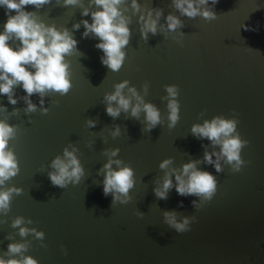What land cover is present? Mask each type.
<instances>
[{"label":"water","instance_id":"95a60500","mask_svg":"<svg viewBox=\"0 0 264 264\" xmlns=\"http://www.w3.org/2000/svg\"><path fill=\"white\" fill-rule=\"evenodd\" d=\"M135 2L138 10L133 0L117 6L129 21L130 35L115 72L101 63L104 53L95 47L99 38L91 33L83 37L82 21L91 24V13L101 10L93 0L67 6L65 0H50L40 8L25 7L37 23L67 30L77 45L65 56L72 85L67 94L46 91L43 97H27L20 84L12 89L16 104L0 94V122L14 129L6 150L13 152L19 168L0 191L20 190L12 193L7 210H0V259L30 257L36 264H264V0H219L215 5L190 0L201 12L191 18L175 6L177 0ZM85 9L88 16L82 15ZM205 10L216 19L206 20ZM5 13L0 6V34ZM170 15L180 21L175 30L168 27ZM149 19L156 21L155 34L144 29ZM77 24L79 29L74 28ZM9 46L16 50L20 43L13 37ZM125 82L121 95L130 101L129 108L109 116L105 97ZM169 87L176 89L175 97L169 96ZM26 97L34 111L27 110ZM172 100L179 119L169 127ZM145 104L160 114V123L150 130ZM137 105L141 110L133 116ZM111 107H119L117 101ZM216 118L235 122L231 136L242 143L239 164L229 163L219 144L192 134L194 125ZM117 128L119 134L113 135ZM65 149L74 151L84 175L61 188L51 183L49 173L56 171L52 162L64 159ZM205 153L213 163L205 160ZM165 160L171 163L161 169ZM109 161L112 171L133 170L134 184L126 196L103 194ZM189 163L213 176L211 199L176 192V176L187 183L183 167ZM166 177L172 187L167 199H160L156 191H163ZM114 195L119 196L115 202ZM166 213L174 214L177 224L187 220L186 230L177 231ZM17 219L22 223L13 227ZM21 229L27 230L25 235ZM10 244L24 245V250L9 253Z\"/></svg>","mask_w":264,"mask_h":264},{"label":"clouds","instance_id":"9594fccd","mask_svg":"<svg viewBox=\"0 0 264 264\" xmlns=\"http://www.w3.org/2000/svg\"><path fill=\"white\" fill-rule=\"evenodd\" d=\"M94 4L100 8L99 11L91 13L92 23L87 20L82 21L85 32L83 37L87 38L89 33L94 34L101 41L95 47L102 50L104 56L101 57V63L106 65L112 71H119L124 61V53L121 51L129 42V29L127 24L129 21L122 16L118 10V5L122 0H93ZM201 4H207L208 0H199ZM215 5L219 0H211ZM50 3V0H0V6L6 8L7 22L4 25V32L0 34V94L8 97L10 104H16V100L12 98V89L14 85L20 84L23 90L27 93V97L33 94H40L43 97L46 91H52L65 95L72 87L69 79V64L65 62V56L71 55L76 49L77 41L71 37L67 30L58 31L54 26L46 27L43 23H37L33 18L34 13L25 11L26 6H34L40 8L42 5ZM78 0H65V5H76ZM187 5L185 7L184 5ZM175 6L183 15L195 17L201 15L200 9L195 7L190 0H177ZM133 7L137 8L135 0ZM15 15H11L12 12ZM83 16H88L87 9L82 13ZM151 14H149L150 16ZM203 17L206 20L216 19V15L208 10L203 11ZM159 16V13H157ZM143 19V17H141ZM168 27L170 30H175L180 26V21L168 16ZM75 29H79V24L74 25ZM144 29L155 34L156 21L149 19L144 24ZM19 41L20 47L14 50L9 46V41L12 38ZM31 68L33 71H30ZM127 82L116 86L115 94L106 96L105 99L109 102L107 114L116 117L120 113V109L128 110L130 101L121 95V90L126 86ZM133 95H135L134 90ZM169 96L177 95L174 87L167 88ZM25 98L28 103V111H34L35 105L30 100ZM119 98V99H118ZM139 99V97H137ZM117 101L119 107H111V102ZM43 101H41L42 103ZM170 110L169 120L172 122L169 127H172L179 119L178 104L172 100L168 104ZM140 106L132 108V115L137 116L140 112ZM143 111L146 113V120L149 123V130L160 123L159 112L151 105L145 104ZM89 126H94L92 121H89ZM236 124L231 120L220 118L213 119L210 123L205 121L203 126L194 125L191 129L192 134L197 138H207L214 145L221 146V154L227 158L229 163L236 161L240 163L239 150L242 143L239 137H232L231 134L235 131ZM119 129L113 135H118ZM14 137V129L9 125L0 122V185H3L6 180L17 175L19 168L16 157L12 151H8V140ZM223 138V139H222ZM118 151V150H117ZM112 155H116L113 152ZM205 160L211 164L212 156L205 153ZM113 161H109L104 167L107 174L103 181V194L108 196L109 193H120L127 195L133 187V170L130 167H122L118 171H112ZM119 166L120 161H115ZM171 163L170 160H165L160 164V168H167ZM51 167L55 172L49 173V179L54 186L65 187L66 182L75 179L78 182L84 171L73 152L64 150V159L57 157L53 160ZM195 164L189 163L184 165L183 173L188 177L187 183L181 176H176L177 186L176 192L181 197L183 196H203L205 199H211L216 188V182L208 172L196 171ZM216 170L221 169L216 165ZM172 187V181L165 178L163 182V191L157 190L156 195L160 199H167V192ZM19 189H8L0 191V210H7L10 197L13 192L19 194ZM119 196H113V201L118 200ZM182 206V205H181ZM168 222L172 224L177 231L186 230L188 221L182 224L175 223L174 214H165ZM22 221L17 219L13 227H18ZM26 229H21L20 234L25 235ZM42 235V234H41ZM9 253L16 254L24 250V245L10 244ZM0 264H36L32 258L27 257L22 261L10 259L5 261L0 259Z\"/></svg>","mask_w":264,"mask_h":264}]
</instances>
